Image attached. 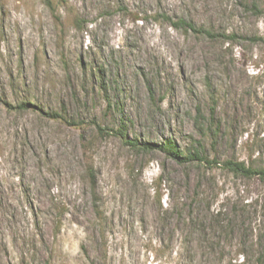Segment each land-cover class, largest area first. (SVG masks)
<instances>
[{
  "label": "rangeland",
  "instance_id": "1",
  "mask_svg": "<svg viewBox=\"0 0 264 264\" xmlns=\"http://www.w3.org/2000/svg\"><path fill=\"white\" fill-rule=\"evenodd\" d=\"M51 2L0 0V264H264V179L96 128L264 168V0Z\"/></svg>",
  "mask_w": 264,
  "mask_h": 264
},
{
  "label": "trees",
  "instance_id": "2",
  "mask_svg": "<svg viewBox=\"0 0 264 264\" xmlns=\"http://www.w3.org/2000/svg\"><path fill=\"white\" fill-rule=\"evenodd\" d=\"M44 2L51 6L52 2L51 0H44ZM171 24L178 27H184L187 28L193 32H200V28H195L190 22H185L183 20H177L172 21L170 18L166 17ZM207 33V32H206ZM29 106L28 101H21L18 102L15 107L18 109H25ZM52 117H58L59 114H56L55 112H51L50 114ZM96 128L99 133L105 134V135H115L117 136L123 144L129 146L131 149H133L135 152H148L151 150H162L164 151L171 159L175 160L179 164H218L219 166L226 171L230 172L231 174L235 176H241V177H259L260 179H264V168L261 167H254L252 165H247L243 160H236V159H224L220 162H217L215 159L209 160L206 156H204L201 153V149L197 147H191L186 148L185 150H181L177 147L174 141L172 140H166L162 144H156L153 142H143L139 141L136 138H130L127 134V129L124 123L120 124L118 128L115 130L113 128H107V127H100L96 124ZM198 146V142L196 143ZM91 182L93 183L94 180L91 177ZM197 196L198 193H192L191 197L188 198L186 201L187 209L188 211L193 210L194 206L197 203ZM207 206V204H206ZM208 207V206H207ZM187 223L194 227L196 230H199V232L204 231V224L201 223L200 218L198 219L196 215H191L186 217ZM210 228L221 229V228H227L232 232V223L229 219L226 218V216H223L220 211H216L211 214L210 220H209ZM204 239L205 236L203 235ZM238 252V251H237ZM243 253V252H239ZM244 260V258H242Z\"/></svg>",
  "mask_w": 264,
  "mask_h": 264
}]
</instances>
